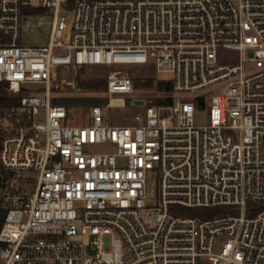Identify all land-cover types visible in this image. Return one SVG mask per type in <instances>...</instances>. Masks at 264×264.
<instances>
[{
  "label": "built area",
  "instance_id": "1",
  "mask_svg": "<svg viewBox=\"0 0 264 264\" xmlns=\"http://www.w3.org/2000/svg\"><path fill=\"white\" fill-rule=\"evenodd\" d=\"M50 13L48 40H24ZM130 65L173 90L114 125L104 106H127ZM82 88L108 101L70 105ZM251 202L264 203V0H0V264H264Z\"/></svg>",
  "mask_w": 264,
  "mask_h": 264
},
{
  "label": "rangeland",
  "instance_id": "2",
  "mask_svg": "<svg viewBox=\"0 0 264 264\" xmlns=\"http://www.w3.org/2000/svg\"><path fill=\"white\" fill-rule=\"evenodd\" d=\"M36 1V0H32ZM38 16L33 19H29L24 23L25 28L22 33V37L27 41H41L46 42L50 33L52 20V14L43 16L44 23H38ZM241 57V53L235 49H223L219 51V58L221 62L235 63L238 62ZM117 67H101L90 68L84 72V78L96 82L106 79V75L110 70H114ZM127 70L134 78V92L130 95H122L127 100L126 107H110L104 106V113H106L110 119V122L114 125L118 124H135L136 114L143 113L145 110L144 104H135L136 99H143L147 102L148 98H153L158 101L162 99L163 95H168L172 92H167L161 85V82H166L171 75L169 73L157 72L155 66L149 65L147 67L140 65H130ZM78 95L68 98V103L72 106H91L96 103L106 104L108 101L103 92L100 91H88L86 89H80ZM148 192L150 194L149 201L151 204H155L158 199L159 193V175L157 171L149 173L148 176Z\"/></svg>",
  "mask_w": 264,
  "mask_h": 264
},
{
  "label": "trees",
  "instance_id": "3",
  "mask_svg": "<svg viewBox=\"0 0 264 264\" xmlns=\"http://www.w3.org/2000/svg\"><path fill=\"white\" fill-rule=\"evenodd\" d=\"M33 11H34V12H41V10H39V9H33ZM91 84H92V82L86 84V86H90ZM161 85L166 89L167 92H171V91L173 90V83H172L171 80H167L166 82H161V83H160V86H161ZM167 100H168V101H171L172 98H171V97H168ZM162 102H163L162 99H159V100H158V103H162ZM250 205L258 206L259 209H262V208L264 207V203H263V202H251ZM217 211H220L219 208H218V210L211 211V213H215V212H217ZM195 213H196L195 211H191V212H189V214H192V215H194ZM254 213H255V212H254ZM204 214L206 215V214H208V213H207V212H204ZM2 223H3V218L0 216V227H1Z\"/></svg>",
  "mask_w": 264,
  "mask_h": 264
},
{
  "label": "water",
  "instance_id": "4",
  "mask_svg": "<svg viewBox=\"0 0 264 264\" xmlns=\"http://www.w3.org/2000/svg\"><path fill=\"white\" fill-rule=\"evenodd\" d=\"M252 54V53H251ZM137 104H143V100H137L136 101Z\"/></svg>",
  "mask_w": 264,
  "mask_h": 264
}]
</instances>
